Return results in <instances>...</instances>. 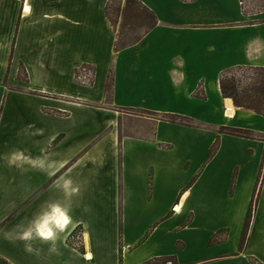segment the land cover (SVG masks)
I'll use <instances>...</instances> for the list:
<instances>
[{
    "label": "crops",
    "instance_id": "1",
    "mask_svg": "<svg viewBox=\"0 0 264 264\" xmlns=\"http://www.w3.org/2000/svg\"><path fill=\"white\" fill-rule=\"evenodd\" d=\"M111 1L0 0V260L264 264V179L241 249L252 182L240 209V172L231 182L208 160L211 128L165 118L202 120L209 77L223 107L224 73L264 67V0H138L157 23L119 51ZM248 140L264 156V141ZM50 204L71 209L67 229L54 243L23 240Z\"/></svg>",
    "mask_w": 264,
    "mask_h": 264
},
{
    "label": "rangeland",
    "instance_id": "2",
    "mask_svg": "<svg viewBox=\"0 0 264 264\" xmlns=\"http://www.w3.org/2000/svg\"><path fill=\"white\" fill-rule=\"evenodd\" d=\"M256 1L257 0H243L244 5H246L247 7H251V8H255L253 6L258 5L257 3H252V2H256ZM250 3L253 6H251ZM117 7H119L118 4L114 3L112 5V8H111L112 18L115 21H118V23H117L118 25L116 26L117 27L116 29L118 30L119 34H123L122 35L123 39L127 38L126 41H132L136 37L140 36L143 33V31L146 29L145 27L141 26V24L146 23V22H144V21L139 22L138 21L139 23L137 24V21L133 18L127 19V20L123 19L121 17L118 18L117 15L113 13ZM213 69H214L213 66L209 67V73H208L209 76L214 71ZM92 71L93 70L91 68H84L80 72H78L77 73L78 76H81L82 74H86V76L88 75L87 78H82L79 81H81V80H84L87 82L90 81V79L92 78ZM241 74L243 76H245V79H247V76H251L252 73L245 72V73H241ZM23 76H24V72L22 71L20 73V78H23ZM208 80H209L207 82L208 83L207 84L208 85L207 86L208 87V92H207L208 102L206 105L207 111L205 113L198 115L200 118H202V120H198L196 118L194 119L192 117L191 118L194 119L193 124H195L196 126H201V127L202 126L203 127L209 126L211 128L210 130H208V133H209L210 139H211V136L214 137V141L212 144H210L209 150H208L209 162H214L215 165H219L222 172H224V174L226 175L225 177H227V178L230 177L231 182H233L235 174L240 172L239 173L240 174V182H241L240 183V196L237 199V204L240 205V209H241V207L245 208L246 207V199H247L246 197H247V194L249 193L248 192V187H249L248 185L251 182L253 184L252 191H251L252 192L251 193V196H252L251 199L252 200H253V196L255 195V189L257 187V183H258V180L260 177V169H261V165L263 162L262 151L260 150L259 144L256 143L255 141H251V140H248L245 138H240V137H235V136L221 135L218 132V130H219V126H222L221 122H224V124H225L224 127H226V128L231 127V128H238V129H246V130L254 131L256 133H261V131H259L258 129L264 130V119L249 116L248 114L242 112L241 115L235 120H231V121L229 119L223 120L221 117V113H222V110L224 109V106L222 107L221 100H219V97L216 93V90L214 89V85H212L213 82H212L211 78L209 77ZM241 86H242V89L250 88L249 87V81L243 79ZM198 95L199 96L201 95L200 92H198ZM106 104H108V103H106ZM159 105L162 108H170V109L174 108L172 101L171 102L161 101L159 103ZM182 108H183V110H188V108H189L190 111H194V109H192L193 107H189L187 105H183ZM120 112L127 118H128V116H130V117L140 116V117H144V118H153L152 115L147 114L146 112H143V111H138V110L124 109V110H120ZM236 117H237V115H236ZM232 124H234V125L231 126ZM255 128H257V129H255ZM221 130L222 129H220V131ZM219 137H220V140L216 144V141ZM211 150L213 151L212 153H216L213 157H212ZM236 169H237V172L235 171ZM256 171H257V173H256ZM255 173H256V175H255ZM261 179L263 181L264 173H263V178H261ZM235 180H236V177H235ZM261 184H262V182L259 184L258 191H257L256 197H255L256 198L255 202L259 197ZM230 187H233V185ZM263 193H264V188H263ZM250 210H251V203L248 207V214H249ZM254 210H255V206L253 208L251 221L254 218ZM248 214L244 218L245 222H244V226H243V232H244L245 224H246V221L248 218ZM210 222H212V220ZM249 231H250V228H249ZM234 237L237 238V234H235ZM241 237L243 238V235H241ZM240 241H242V240H240ZM244 242H246V241H244ZM244 242L243 241L241 242V249H243V246L245 244ZM231 245H232V242H231ZM196 252L197 251H193L191 253H196ZM238 252H239V250H238V246H237V247H235L234 253L237 254ZM252 262H253V264H259L258 261L253 260ZM1 263L2 262L0 260V264ZM154 264H156V263H154ZM172 264H173V262H172Z\"/></svg>",
    "mask_w": 264,
    "mask_h": 264
},
{
    "label": "trees",
    "instance_id": "3",
    "mask_svg": "<svg viewBox=\"0 0 264 264\" xmlns=\"http://www.w3.org/2000/svg\"><path fill=\"white\" fill-rule=\"evenodd\" d=\"M243 1V0H242ZM114 3H117L119 7H117L114 10V14L117 15L118 18L123 19H135L137 21V24L141 21H144L146 23L141 24V26L145 27V33H147L149 30H151L157 23L156 16L152 11H150L148 8L142 5V3L138 0H125V6L122 10V0H112L106 7V15L110 22L112 23L113 27L116 29L118 21H115L112 18V12L111 8ZM135 15V16H134ZM139 21V22H138ZM146 24V25H145ZM130 26V25H129ZM123 34L118 33V40L115 46L116 51H119L127 46H130L137 42L140 38L136 37L132 41H126V39H123ZM126 41V42H125ZM250 72L252 73L251 76H247V79H245V76H243L241 73ZM244 80L249 81V87L248 89H242V82ZM112 89H113V76L110 75L107 85H106V102L108 104H111V95H112ZM220 91L222 94V97L224 99H231L233 101V105L239 108L251 110L255 112L258 115H261L264 117V67L260 68H253V67H237L232 70L227 71L222 75L220 78ZM147 113V112H146ZM151 114V113H147ZM167 120L171 122H177L186 126H190L193 124V121L186 118V117H165ZM220 133H224L227 135L245 138V139H261L264 141V135H259L251 130L246 129H238V128H229V127H222ZM219 142L217 140L216 144ZM213 151L211 150V153ZM216 153H212V157ZM264 173V156H263V162L260 169V177L257 183V187L255 189V195L252 200L251 204V210L249 211L248 218L245 224L244 232H243V238L242 241H246L249 233V228L251 224L252 219V213L253 208L255 204L257 203V200L255 202L256 193L258 191L259 184L262 182ZM245 243V242H244ZM1 264H8L6 261L1 260ZM156 264H167L168 262H173L172 258H163V259H155L153 261ZM173 264H175L173 262Z\"/></svg>",
    "mask_w": 264,
    "mask_h": 264
},
{
    "label": "clouds",
    "instance_id": "4",
    "mask_svg": "<svg viewBox=\"0 0 264 264\" xmlns=\"http://www.w3.org/2000/svg\"><path fill=\"white\" fill-rule=\"evenodd\" d=\"M71 219L70 208L62 207L59 204H50L47 210L34 216L29 229L23 233L21 238L25 241L38 239L41 242L54 243L58 235L67 229Z\"/></svg>",
    "mask_w": 264,
    "mask_h": 264
},
{
    "label": "bare ground",
    "instance_id": "5",
    "mask_svg": "<svg viewBox=\"0 0 264 264\" xmlns=\"http://www.w3.org/2000/svg\"><path fill=\"white\" fill-rule=\"evenodd\" d=\"M225 115V116H224ZM237 115V109L233 105V102L231 99H227L224 101V109H223V116L226 119L235 120ZM178 210H180V207H178Z\"/></svg>",
    "mask_w": 264,
    "mask_h": 264
},
{
    "label": "built area",
    "instance_id": "6",
    "mask_svg": "<svg viewBox=\"0 0 264 264\" xmlns=\"http://www.w3.org/2000/svg\"><path fill=\"white\" fill-rule=\"evenodd\" d=\"M168 264H172V262H168Z\"/></svg>",
    "mask_w": 264,
    "mask_h": 264
}]
</instances>
